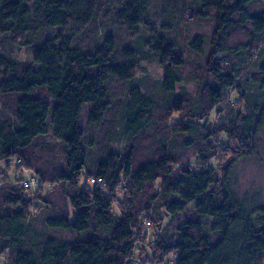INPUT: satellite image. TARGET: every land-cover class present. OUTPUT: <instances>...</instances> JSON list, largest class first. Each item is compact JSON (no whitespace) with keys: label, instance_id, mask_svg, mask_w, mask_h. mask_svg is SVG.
Here are the masks:
<instances>
[{"label":"trees","instance_id":"trees-1","mask_svg":"<svg viewBox=\"0 0 264 264\" xmlns=\"http://www.w3.org/2000/svg\"><path fill=\"white\" fill-rule=\"evenodd\" d=\"M153 1L118 0L114 19L131 44L119 45L110 33L88 50L80 40L104 0H0V172L19 161L16 173H32L0 182L3 264L264 261V207L232 190L233 166L264 127V0H188V20L207 18L211 29L187 42L199 64L186 75L171 34L177 21L159 33L143 22ZM21 49L31 62L15 60ZM151 60L162 69L152 82L136 76ZM225 101L226 122L210 123ZM105 126L98 145L95 131ZM153 129L157 140L141 160L134 145L119 153L109 144ZM217 137L237 144L223 166L211 163ZM48 138L62 150L49 176L37 164L53 151ZM188 149L196 160L183 161ZM29 178L53 186L38 195V208L32 189L20 186ZM142 223L152 230L147 248Z\"/></svg>","mask_w":264,"mask_h":264},{"label":"rangeland","instance_id":"rangeland-1","mask_svg":"<svg viewBox=\"0 0 264 264\" xmlns=\"http://www.w3.org/2000/svg\"><path fill=\"white\" fill-rule=\"evenodd\" d=\"M166 1L167 0L153 1L149 6L147 14H145V16L143 17V22L148 23L149 27L154 28V31H156V33H159L161 32L162 26L170 25L171 23L177 21L178 25L176 26V29L173 27L171 34H173L175 39L178 40V43L182 48V54L184 58L187 59V65L184 68V75H186L193 66L196 67L197 64H199V58L188 51L187 42L191 39V36L196 33H203L207 35L211 29L210 21L207 18H200L199 16V18L195 16L194 19L189 21V14H186L187 4L189 3L188 0H169V3L165 4ZM104 2L105 4L102 5L96 22L90 29H87V31L84 33V37L82 39L80 38V45L83 49L92 50L94 46L100 42V39L103 35L110 33L116 36L119 45L127 46L131 44V35L125 30V27L122 24L116 22L114 19L113 11L118 7V0H104ZM169 14L171 16H169ZM139 30L140 33L146 34L148 28H145V26H141ZM188 54L190 55L188 56ZM15 60L17 62H31L32 55L25 49H21L15 53ZM161 74L162 69L160 68L158 63L154 60H151L143 62L139 65L136 76L141 77L143 75H147L150 82H152L160 79ZM185 86L189 93L193 92V84H186ZM121 87L122 86L117 82H114L112 84V88L114 91H116L117 94L121 90ZM235 97L236 96L234 94H230V100L235 99ZM227 105L228 104L225 101L220 106L222 110L220 112L214 113V115L209 119L210 123L213 122L214 124H221L226 122L223 116L226 112V110L224 111V109L228 108ZM176 116L177 115H172L171 117H169L167 119L168 123H172L175 119H177ZM164 122L163 124L157 122V125L155 126V128L158 129L157 133H164ZM201 123L207 124L208 121L204 120ZM82 124L84 125V121L82 122ZM161 127L164 129H161ZM104 128H106V126L101 130L99 129L97 132L95 131V139L98 145L100 144V134L103 133ZM156 129L148 131L145 135L136 137L131 141L120 137L119 141H115L112 143L109 142V144H113V147L119 153H124L128 145L132 144L136 147V159L141 160L145 157L147 150L150 149L149 144L152 145L154 141L157 140V133L155 132ZM90 134L92 133L90 132ZM48 142L54 147L53 151L51 152L47 150L45 155L38 156L39 160L37 161V164L39 166L47 168V176L53 174V169H51V167L55 165L54 163L58 162L57 160H59V158H62V150L58 143L53 141L51 138H48ZM212 145H215L217 148L216 158L211 162L214 166H223L233 156H236V154H238V152L235 153V151H237V144L234 141H229V139L228 141L227 139L219 140V138L217 137V139L213 140ZM95 152L96 150L91 152V157L95 155ZM51 155L55 156V158H53ZM182 156L183 161L189 160L191 157L192 160H196L194 150L192 149L183 150ZM197 158L199 160L201 159V157ZM18 162L19 161L10 162L8 173H6V171L4 173L0 172V182L5 181V178L7 177L10 183H14L18 177H21V175L23 177H27L32 174L30 172L16 173L17 166H19L21 163L20 162L18 164ZM5 165L6 164L3 162L2 168H5ZM232 177V190L238 199L249 204H254L256 207H264V127L262 128L261 132L258 133L255 143L252 144L249 152L243 153L241 158H239L233 166ZM52 187L53 186L52 184H50V182H47L46 184L40 182V185L38 182V187L27 192L32 198L33 207L36 206V208H38L39 206L44 205L42 204L43 202L41 203L39 200H37L38 195L44 196L46 194V191ZM31 211L32 213L34 212V210ZM142 226L144 227L142 228V230L145 235L143 247L147 248L146 241L150 238L149 236L152 233V230L151 228L145 229L144 223H142ZM5 259V256L0 257V264H3V261H5ZM262 264H264V261L262 262Z\"/></svg>","mask_w":264,"mask_h":264},{"label":"built area","instance_id":"built-area-1","mask_svg":"<svg viewBox=\"0 0 264 264\" xmlns=\"http://www.w3.org/2000/svg\"><path fill=\"white\" fill-rule=\"evenodd\" d=\"M92 183H94L93 180H91ZM20 186L26 189H34L38 186V181L34 178H29L28 180H23L20 182ZM148 227H150L149 223H145Z\"/></svg>","mask_w":264,"mask_h":264}]
</instances>
